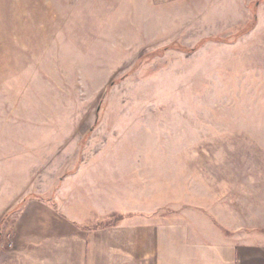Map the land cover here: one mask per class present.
I'll return each instance as SVG.
<instances>
[{
	"label": "rangeland",
	"instance_id": "rangeland-1",
	"mask_svg": "<svg viewBox=\"0 0 264 264\" xmlns=\"http://www.w3.org/2000/svg\"><path fill=\"white\" fill-rule=\"evenodd\" d=\"M34 200L264 241V0H0L1 245Z\"/></svg>",
	"mask_w": 264,
	"mask_h": 264
},
{
	"label": "crops",
	"instance_id": "crops-1",
	"mask_svg": "<svg viewBox=\"0 0 264 264\" xmlns=\"http://www.w3.org/2000/svg\"><path fill=\"white\" fill-rule=\"evenodd\" d=\"M101 214L85 220L72 209L34 200L16 222L10 245L0 244V264H264V241L214 237L204 225L143 214L103 224L108 214Z\"/></svg>",
	"mask_w": 264,
	"mask_h": 264
},
{
	"label": "trees",
	"instance_id": "trees-1",
	"mask_svg": "<svg viewBox=\"0 0 264 264\" xmlns=\"http://www.w3.org/2000/svg\"><path fill=\"white\" fill-rule=\"evenodd\" d=\"M243 31H246V29H243ZM113 214L116 215V216H119L120 218H121V216H123L121 213H117V212H114ZM119 221L110 222V223H104V224H114V223H118Z\"/></svg>",
	"mask_w": 264,
	"mask_h": 264
}]
</instances>
